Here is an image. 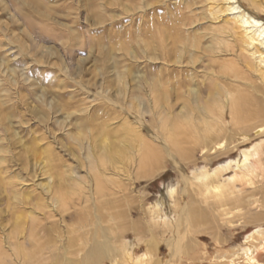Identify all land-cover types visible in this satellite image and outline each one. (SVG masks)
<instances>
[{
    "label": "rangeland",
    "instance_id": "1",
    "mask_svg": "<svg viewBox=\"0 0 264 264\" xmlns=\"http://www.w3.org/2000/svg\"><path fill=\"white\" fill-rule=\"evenodd\" d=\"M207 8L205 0H0V262L29 264L30 255L34 264H80L93 241L106 236L120 249L139 237L135 255L154 240L162 260L209 264L219 247L241 243L254 229L252 218L264 211L258 205L246 217L239 214L249 208L185 223L184 241L175 242L191 247L170 260L166 240L175 233L155 226L151 204L164 199L170 206L172 183L179 185L177 211L207 205L199 192L187 202L182 175L162 146L161 157L142 163L141 141L131 133L137 120L150 129L147 136L160 130L153 89L170 117L185 101L198 107L190 91H207L213 68L236 67L232 43L220 36ZM259 13L264 20V8ZM242 150L217 156L210 166L237 159ZM204 157L201 150L184 160L190 179L195 166L206 165ZM117 259L126 264L123 254ZM100 260L115 264L104 254Z\"/></svg>",
    "mask_w": 264,
    "mask_h": 264
},
{
    "label": "bare ground",
    "instance_id": "2",
    "mask_svg": "<svg viewBox=\"0 0 264 264\" xmlns=\"http://www.w3.org/2000/svg\"><path fill=\"white\" fill-rule=\"evenodd\" d=\"M205 2L208 5V15L212 22L220 24V28H218L220 36L232 43L231 50H229L230 48L228 50L231 55L236 57L234 60L236 67L225 71L227 66L224 67L222 64L221 67H224V69L218 72L213 68L214 71L211 70L210 72L212 81L204 83V89L205 87L207 89L203 92L205 95L195 90L190 91L197 99L198 107L192 108L189 106L188 101H185L182 104V111L179 110L177 115L170 117H166L163 113H166L162 102L163 98L160 95L157 96L153 89L151 103L153 102V109H156L160 116V130L157 135L152 132L147 136L145 131L148 128L141 120H137L140 124L139 129H134V127V132H131L132 134L135 133L136 138L141 141L142 157H140L142 163L149 159L150 161L155 158L158 159L161 154L163 155L164 149L182 175L184 184L182 191L185 197L189 198L187 202L193 204L197 201L195 199H197L196 196L199 192L203 194L204 200L202 201L207 205V210H202V208H196V206L195 208L191 207V209L190 205L187 204L181 208L182 211L178 210V214L177 209L180 203L179 200H176L175 194L178 192L179 185L176 186L172 183L167 188L171 205L167 207L164 199H159L151 204L148 211H150L149 215H151L155 226H159L164 234L175 233L176 238L172 236L166 240L167 248L172 250L169 256L170 260H177L179 250L184 251L185 254L191 247L189 242L183 243L181 248L180 245H176V242H182L185 239L182 233L186 231L182 230L185 223L188 226L190 223L200 222L208 216L221 219L231 213L232 210H247L249 208L248 212L243 214L240 212L241 214H239V217H246L250 215L251 207L258 205L261 209L264 208V199H254L252 201L255 196L264 197V188L259 186L264 180V20L259 13V10L264 8V0H205ZM243 2H246L249 8H244L242 6ZM225 44L227 43L225 42ZM227 47L230 46L227 45ZM182 53L176 55L177 59L174 61L176 64L181 63ZM170 57L172 58L170 55L165 57L166 63L171 62ZM227 65H229V62ZM222 81L224 83H221ZM153 87L156 86L153 84ZM127 127L130 129V125ZM124 130L126 131V128ZM128 132L126 134H129ZM188 145H191L192 149H187L189 148ZM161 146L163 149H161ZM227 147L229 148L226 149ZM237 147L243 148L237 159L223 161L214 168L210 166L217 156L228 154ZM201 150L205 156L204 160H207L206 165L202 167L195 166V169H192L191 172L192 179H190L181 167L187 163L184 160L188 159L191 153L195 154ZM115 151L116 153L113 156L118 154L117 150ZM178 159H181L182 162ZM96 181L98 183L99 180ZM99 185L101 188L100 181ZM94 192H96V189ZM99 195L102 197L103 193L100 192ZM88 199L86 198V201ZM167 208L169 211H167ZM259 213L252 218L255 221V227L244 237V240L227 250L223 249L224 251L220 250L222 247H219L218 253L209 264H264V211ZM123 230L124 228L122 232ZM201 230L200 232L204 231ZM119 232L117 233L119 234ZM209 233L216 236V238L211 237L212 241L221 245L217 238L218 234L214 230ZM34 242L37 244L38 240L34 238ZM141 242L139 237L134 240H125V243L122 241L124 245L120 249L113 245L115 242L112 243L111 238L105 236L101 243L97 240L93 241L91 253L85 255L82 259L83 263L80 264H100L102 254L115 264L119 263L117 258L120 254L125 256L126 264H172L169 260L165 261L159 258L160 256H156L158 243L154 240L148 242V251L135 255V249ZM151 248H154L152 252ZM24 259L29 264L35 263L34 258L30 255ZM0 264L3 263L0 262Z\"/></svg>",
    "mask_w": 264,
    "mask_h": 264
}]
</instances>
